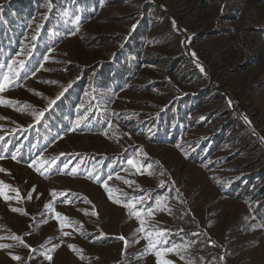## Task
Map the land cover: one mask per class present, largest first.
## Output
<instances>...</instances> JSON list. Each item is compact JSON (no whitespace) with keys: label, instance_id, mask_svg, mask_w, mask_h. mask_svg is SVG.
Instances as JSON below:
<instances>
[{"label":"rangeland","instance_id":"1","mask_svg":"<svg viewBox=\"0 0 264 264\" xmlns=\"http://www.w3.org/2000/svg\"><path fill=\"white\" fill-rule=\"evenodd\" d=\"M39 3L0 53V264H264V0Z\"/></svg>","mask_w":264,"mask_h":264},{"label":"trees","instance_id":"2","mask_svg":"<svg viewBox=\"0 0 264 264\" xmlns=\"http://www.w3.org/2000/svg\"><path fill=\"white\" fill-rule=\"evenodd\" d=\"M39 2H44V0H18L17 6L15 7L11 6L9 8V11H8L9 13L11 12V13L16 14V20L10 22L9 25L11 26V29H9L6 34H5V30L2 32V34H0V53H2L1 55H3V57L9 58L13 56V54L15 56V54L18 52L16 51V49H18L20 42H22L23 37L21 36L19 37L18 35L20 28L22 26V21L18 22V16L33 19L36 13L34 9L37 6V10H38L42 4ZM77 2L81 4H85L86 6H90V3L91 2L94 3L95 0H77ZM137 40H141V39L136 38L135 40L138 46V43L140 41H137ZM129 49H131V52H136L135 44H134V47H129ZM139 54L140 52H137V56ZM0 61H1V58H0ZM0 65H2L1 62H0ZM121 78H118V79H121ZM109 80L110 79H106L105 84L110 82Z\"/></svg>","mask_w":264,"mask_h":264},{"label":"snow or ice","instance_id":"3","mask_svg":"<svg viewBox=\"0 0 264 264\" xmlns=\"http://www.w3.org/2000/svg\"><path fill=\"white\" fill-rule=\"evenodd\" d=\"M21 68H23V62H21ZM203 71V69H201ZM19 74L18 73H13V77L18 78ZM15 82V80L13 78H10L8 75L6 74H2L0 73V92H3L5 90L6 87H11V85ZM40 115H43V113H40ZM37 119H39V116L37 117ZM128 163L131 165L133 164V160H129ZM31 198V197H29ZM7 199V197H6ZM151 210V209H149ZM13 211H15V209H13ZM141 231H143V221H141ZM159 235H163V233H159ZM19 239V238H17ZM121 239H125L124 237H121ZM71 247V245L69 246ZM172 251V249L170 248H166L164 249V252H169ZM163 255V253L161 251H157L156 252V256H157V264H171L170 261L168 260H161L160 256ZM49 260L52 259L51 256L47 257ZM13 259L19 260L20 257L19 256H14Z\"/></svg>","mask_w":264,"mask_h":264}]
</instances>
